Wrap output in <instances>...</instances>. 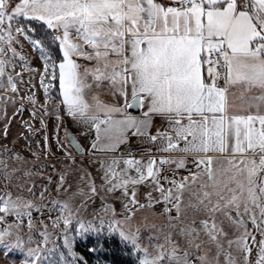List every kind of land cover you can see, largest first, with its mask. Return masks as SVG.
<instances>
[{
	"label": "snow or ice",
	"instance_id": "6c2138e0",
	"mask_svg": "<svg viewBox=\"0 0 264 264\" xmlns=\"http://www.w3.org/2000/svg\"><path fill=\"white\" fill-rule=\"evenodd\" d=\"M21 19L38 21L58 33L53 39L62 53L59 63L41 40L29 35L36 29L30 23L20 24ZM14 22L19 26L13 27ZM20 36L44 61L40 86L46 101L40 107L45 114L55 101L52 106L57 111L63 106L68 115L89 125L96 134L94 150L116 152L131 132L155 146L156 153L168 155H156L149 148L147 159L131 152L113 156L100 162L99 186L85 173L81 180L87 192L79 188L69 200L51 201L52 210L59 214L49 219L53 229L64 233L65 253L54 242L53 247L47 246L51 238L47 225L42 224L41 240H33L32 213L42 206L8 189L34 195L35 184L30 181L36 174L22 167L29 163L25 157L3 148L0 247L6 252L21 249L22 264H77L69 227L79 235L100 234L105 232V220L99 215L94 216L98 224L83 220L81 209L74 208L71 200L83 197L81 207H87L101 192L120 191L127 197L128 215L116 219L111 209L106 233L131 245L138 264H221V257L223 264H238L233 248L242 254L243 264H264V0H0V111L15 104L17 97L37 104L35 92L19 95L20 85L26 83L24 73L33 71L18 51ZM81 58L91 67L78 63ZM17 66L21 71H16ZM105 82L113 96L123 98L122 106L97 96L92 103L85 98L93 85ZM27 83L31 84V77ZM57 84L54 97L51 92ZM237 90L245 104L239 109L233 99ZM254 92L259 94L251 95ZM134 106L146 108L142 117L128 111ZM21 111L23 104L16 113ZM154 115L163 117L166 127L152 134ZM188 157L193 169L187 168ZM170 165L189 174L165 175V166ZM63 186L61 176L58 187ZM140 186L149 189L147 205L137 198ZM185 191L196 199L187 205L193 210L187 222L181 221ZM46 192L47 188L40 192L41 200ZM161 202L166 213L176 210L170 221L181 224L170 225L174 232L150 236L145 246L139 229L126 232L123 225L136 207ZM104 211L107 215L108 205ZM24 227L29 230L27 239L21 235ZM161 235L163 242H159Z\"/></svg>",
	"mask_w": 264,
	"mask_h": 264
},
{
	"label": "rangeland",
	"instance_id": "374dc122",
	"mask_svg": "<svg viewBox=\"0 0 264 264\" xmlns=\"http://www.w3.org/2000/svg\"><path fill=\"white\" fill-rule=\"evenodd\" d=\"M20 24H24L23 20H20ZM19 26L16 22L13 23V27ZM31 36V35H30ZM32 39H37L31 36ZM20 44L17 45L18 51H20L27 59V66L33 71L31 73H24L25 84L20 85V96L27 97L35 92L37 104L33 106L25 99L21 101L19 97L16 99L15 104H9L7 107L0 111V150L8 148L12 152H17L21 156L25 157L29 163L22 165V167L30 169L36 175H33L30 183L35 184L34 195L27 192L21 193L17 189H8L12 191L14 195L22 194L26 199L32 200L35 204L42 206L41 211H33L32 216L36 227L32 230V237L34 241H40L41 237L39 232L43 230L42 224L48 226V231L51 233L50 242L48 247H53L54 243L60 245V250L67 252V249L63 248V236L64 233L59 229H53L51 216L53 219L59 214L57 211L52 210L53 205L51 201H66L76 192L79 188H83L87 192V188L81 180V177L85 173H90L91 177L95 179L96 184L99 186L101 183L100 176L101 161L108 160L107 157H94L89 156L83 151L82 154L75 153L68 145V138L65 133L66 130L61 128L60 118L62 119L63 113L55 116L50 112V106L55 101L51 102L48 108V114H45L44 109L40 105L45 104L46 97L43 88L40 86V75L44 69V61L41 59V53L38 50L33 49L30 42L23 36L19 37ZM40 40V39H39ZM47 53L48 48L45 43L42 42ZM51 56V55H50ZM16 71H21V67L17 66ZM31 77V84L27 81ZM34 85V87H33ZM52 96H58L57 91L54 89L51 92ZM23 104V111L16 113V109ZM35 111V116H33ZM43 120V123H42ZM31 126V131L29 127ZM5 129H7V135H5ZM47 138V142L45 141ZM36 153L37 155H33ZM10 155V153H9ZM147 159V157H144ZM223 161V159H220ZM193 169L194 166L187 167ZM188 171L185 176L188 175ZM183 175V176H184ZM64 176V186L59 188L60 177ZM50 178V179H49ZM47 188L45 197L40 199V192ZM64 189H68L65 191ZM196 190V186L193 187ZM4 191L3 182L0 180V194ZM138 193V190H137ZM187 196H183V202L181 205V221L187 222L186 217L190 218L193 214V210L187 207L188 203L192 200H196L195 197L187 192ZM141 204L147 205L148 201L146 197H137ZM83 197L77 196L71 200L74 208H80V217L85 221H93L98 224L99 220H94V216H101L105 220V232L97 234L95 232H87L82 235L77 234L70 226L67 235L72 243V250L79 257L77 264H113L102 258L103 250L106 248L104 245V238L117 237L118 235H107V221L112 217L111 209L115 210L116 219L123 220L125 215H128L124 208V204L127 203V197L123 196L120 191L113 193L101 192L99 195L92 198L87 207H81ZM109 206L108 214L105 215L104 206ZM46 206V207H44ZM165 204L163 202L153 204L152 206H146L141 209L136 207L131 213V219L125 221L123 227L126 232H135L140 230V235L143 238L142 243L147 246L150 236L160 235L161 232L168 233L174 232L175 229L170 225L180 226L181 221H170L169 217H175L177 215L176 210L172 209L170 213L165 212ZM202 207V206H201ZM198 218L202 219L203 216ZM14 217H9V220H13ZM27 220L25 219V225ZM75 224V221H73ZM227 223V221H225ZM155 226V227H153ZM63 227V225H61ZM251 227V226H250ZM28 228L24 227L21 235L27 239ZM260 237L257 236V240ZM120 240V238H119ZM121 241V240H120ZM54 242V243H53ZM157 241H153L156 243ZM159 242H163V236ZM121 249L124 250L130 257L131 262L138 264V257L134 251H132L131 245H125L121 241ZM35 247V244L31 245ZM109 250V249H108ZM151 250V249H150ZM233 256L236 257L238 264H243L242 254L232 250ZM214 254V253H213ZM255 249L253 250L252 257L255 258ZM24 253L21 249H12L6 252L0 247V264H22L24 260ZM58 261V255L53 257ZM42 264H48V261H43ZM221 264H223V257H221Z\"/></svg>",
	"mask_w": 264,
	"mask_h": 264
},
{
	"label": "crops",
	"instance_id": "0c3cea01",
	"mask_svg": "<svg viewBox=\"0 0 264 264\" xmlns=\"http://www.w3.org/2000/svg\"><path fill=\"white\" fill-rule=\"evenodd\" d=\"M78 63L86 67H91V64L83 60L82 58L78 60ZM89 82L91 83V80H89ZM57 94H58V88H57ZM258 94H259L258 92L251 93V95H258ZM93 96H97L99 97L100 100H102L105 103H109V104H117L118 106H122L124 103V100L122 97L113 96L111 94L106 82L102 84L100 87H96L95 85H93L90 91L85 92V98L88 100L89 103H92ZM239 97H240V92L237 90L235 92V96L233 97L236 103L237 109L245 106L244 102H242L239 99ZM129 102H130V96H129ZM61 107L64 110L63 112L64 115H62L63 117H62V122H61V128L66 130L67 132L68 131L72 132L76 136L78 141L81 143L85 153H87L89 156L107 157L108 159H110L113 156H121V154H119V150L116 152H106V151L99 150V147L96 150H94L92 148V144L95 141V135H96L95 130L91 128L89 125L83 124L75 120L73 117L67 114V110L63 106ZM144 110H146V108H140V111L137 113H132V112L130 113L133 116L142 117ZM163 127H166L165 119L159 115H154L152 117V126L150 129V132L154 134L156 129L163 128ZM123 145L132 146V147H136L137 149H139L140 155L136 156L137 158H139L142 155L144 157H147L146 153H147V149L149 148H152L153 153L156 155H168L166 153H156L155 146L149 144L143 137L133 136L131 132L128 133V142ZM172 155L177 156L178 154H172ZM219 159H223V157H220ZM191 160H192V157L187 158V161H186L187 167L194 166L191 163ZM170 166H174V165H170ZM180 177H183V175H180L177 178H180ZM165 187H168V185L165 184ZM137 190H138L137 197H141V198L146 197L145 193L149 191V189L146 186H140L137 188ZM192 191H195V190L192 189ZM185 192L189 193V191H185ZM154 195H158V194L154 193ZM187 195L184 194V196H187ZM191 202L196 203V200H192Z\"/></svg>",
	"mask_w": 264,
	"mask_h": 264
},
{
	"label": "trees",
	"instance_id": "16d2710c",
	"mask_svg": "<svg viewBox=\"0 0 264 264\" xmlns=\"http://www.w3.org/2000/svg\"><path fill=\"white\" fill-rule=\"evenodd\" d=\"M25 27H27L30 23V26L32 28H35V32L29 33V35L40 39L42 42L45 43L46 47L49 50V53L51 55L52 60L59 63L62 53L59 49L58 42L54 41L53 36L57 35L58 33H53L49 31L46 26L42 25L38 21H31L26 22L24 21ZM58 85H56V91H57ZM104 245L106 248L103 250V256L102 258L104 260H107L109 262H112L113 264H137L135 262H131V258L129 254H127L124 250L121 249V241L117 237H111V238H104ZM109 249V250H108Z\"/></svg>",
	"mask_w": 264,
	"mask_h": 264
},
{
	"label": "built area",
	"instance_id": "2783aa9c",
	"mask_svg": "<svg viewBox=\"0 0 264 264\" xmlns=\"http://www.w3.org/2000/svg\"><path fill=\"white\" fill-rule=\"evenodd\" d=\"M50 112H52L55 116H59L60 114L64 112V110L62 107H60L59 110L57 111L53 106H50ZM60 121H62L61 118H60ZM128 152H131L134 156L140 155V151L136 147L123 145L119 149V154L121 155L127 156ZM186 173H187V170L185 169L176 170L175 166H165V175H169V176L175 175L176 177H178Z\"/></svg>",
	"mask_w": 264,
	"mask_h": 264
},
{
	"label": "water",
	"instance_id": "95a60500",
	"mask_svg": "<svg viewBox=\"0 0 264 264\" xmlns=\"http://www.w3.org/2000/svg\"><path fill=\"white\" fill-rule=\"evenodd\" d=\"M131 102V101H130ZM129 112H132V113H137L140 111V108H137V107H132L130 109H128ZM66 137L68 138V145L72 148V150L77 153V154H82L84 149L81 145V143L78 141V139L76 138V136L68 131L65 133ZM72 141L73 143L70 145L69 142ZM76 145H79V148L76 147ZM62 228V227H61Z\"/></svg>",
	"mask_w": 264,
	"mask_h": 264
}]
</instances>
